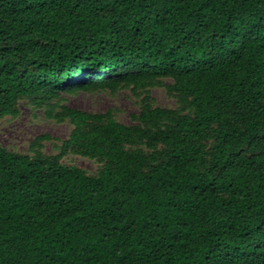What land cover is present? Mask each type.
<instances>
[{
	"label": "trees",
	"instance_id": "obj_1",
	"mask_svg": "<svg viewBox=\"0 0 264 264\" xmlns=\"http://www.w3.org/2000/svg\"><path fill=\"white\" fill-rule=\"evenodd\" d=\"M123 88L131 124L60 103ZM23 99L73 129L0 143V264H264V0H0V120Z\"/></svg>",
	"mask_w": 264,
	"mask_h": 264
},
{
	"label": "rangeland",
	"instance_id": "obj_2",
	"mask_svg": "<svg viewBox=\"0 0 264 264\" xmlns=\"http://www.w3.org/2000/svg\"><path fill=\"white\" fill-rule=\"evenodd\" d=\"M154 106L164 108H176L175 97L169 96L163 87H154L149 90ZM146 93H135L131 88L119 89L117 92H79L75 94H63L61 104L71 108L103 113L114 109L118 121L131 124V114L138 113ZM60 106L54 108L59 110ZM49 105L39 106L31 99H23L19 104L20 114L17 117H6L0 120V143L17 152L29 153L31 142L40 135H51L52 140L45 142L43 152L47 155H55L60 152L63 142L69 138L73 129L69 121L59 123L50 119L47 111ZM63 162L85 169L91 174H96L101 167L98 161L85 158L74 153L64 156Z\"/></svg>",
	"mask_w": 264,
	"mask_h": 264
}]
</instances>
